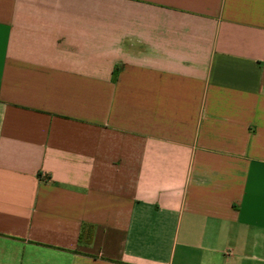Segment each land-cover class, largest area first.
<instances>
[{"label": "crops", "instance_id": "1", "mask_svg": "<svg viewBox=\"0 0 264 264\" xmlns=\"http://www.w3.org/2000/svg\"><path fill=\"white\" fill-rule=\"evenodd\" d=\"M0 264H264V0H0Z\"/></svg>", "mask_w": 264, "mask_h": 264}, {"label": "trees", "instance_id": "2", "mask_svg": "<svg viewBox=\"0 0 264 264\" xmlns=\"http://www.w3.org/2000/svg\"><path fill=\"white\" fill-rule=\"evenodd\" d=\"M115 78H116V75H115V73H114L113 79L115 80Z\"/></svg>", "mask_w": 264, "mask_h": 264}]
</instances>
